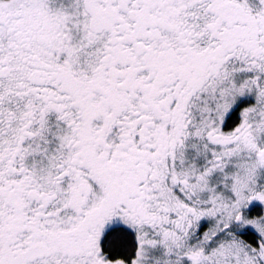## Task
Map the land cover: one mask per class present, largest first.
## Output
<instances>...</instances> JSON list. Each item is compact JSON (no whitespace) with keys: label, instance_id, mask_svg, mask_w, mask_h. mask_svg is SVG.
<instances>
[{"label":"snow or ice","instance_id":"1","mask_svg":"<svg viewBox=\"0 0 264 264\" xmlns=\"http://www.w3.org/2000/svg\"><path fill=\"white\" fill-rule=\"evenodd\" d=\"M0 264H264V0H0Z\"/></svg>","mask_w":264,"mask_h":264}]
</instances>
